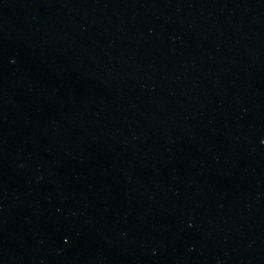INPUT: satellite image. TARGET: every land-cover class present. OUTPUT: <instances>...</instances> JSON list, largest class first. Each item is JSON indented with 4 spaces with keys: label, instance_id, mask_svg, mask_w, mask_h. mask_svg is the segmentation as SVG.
I'll return each instance as SVG.
<instances>
[{
    "label": "water",
    "instance_id": "water-1",
    "mask_svg": "<svg viewBox=\"0 0 264 264\" xmlns=\"http://www.w3.org/2000/svg\"><path fill=\"white\" fill-rule=\"evenodd\" d=\"M0 264H264V0H0Z\"/></svg>",
    "mask_w": 264,
    "mask_h": 264
}]
</instances>
